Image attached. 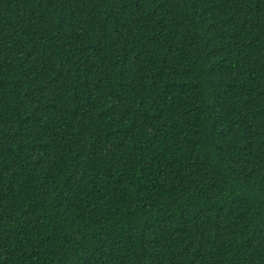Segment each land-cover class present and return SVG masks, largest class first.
<instances>
[{
    "label": "trees",
    "instance_id": "1",
    "mask_svg": "<svg viewBox=\"0 0 264 264\" xmlns=\"http://www.w3.org/2000/svg\"><path fill=\"white\" fill-rule=\"evenodd\" d=\"M0 264H264V0H0Z\"/></svg>",
    "mask_w": 264,
    "mask_h": 264
}]
</instances>
